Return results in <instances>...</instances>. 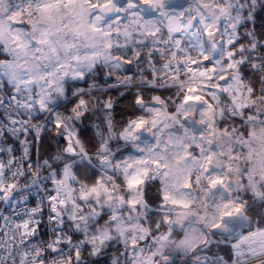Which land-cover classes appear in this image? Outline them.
I'll return each mask as SVG.
<instances>
[{
  "label": "snow or ice",
  "instance_id": "snow-or-ice-1",
  "mask_svg": "<svg viewBox=\"0 0 264 264\" xmlns=\"http://www.w3.org/2000/svg\"><path fill=\"white\" fill-rule=\"evenodd\" d=\"M261 12L0 0V264H264Z\"/></svg>",
  "mask_w": 264,
  "mask_h": 264
},
{
  "label": "trees",
  "instance_id": "trees-1",
  "mask_svg": "<svg viewBox=\"0 0 264 264\" xmlns=\"http://www.w3.org/2000/svg\"><path fill=\"white\" fill-rule=\"evenodd\" d=\"M255 27L257 29H261L264 28V12H261L260 15L258 16L256 22H255ZM115 93H113V96L115 98ZM130 99L127 98H121L120 103L116 106V119L119 120L120 119V110L127 107V105L130 103ZM98 121H96L95 119L92 120H87L85 121V124L88 125V127H84L82 125V127L84 128V132L85 135L87 136H91L93 135L94 130L91 128V124L96 123ZM52 133H45L42 136V143H43V149H47L50 152H54L55 151V145L57 143V141H59V137H56V139H52ZM60 142V141H59ZM104 264H108V260L104 259Z\"/></svg>",
  "mask_w": 264,
  "mask_h": 264
},
{
  "label": "built area",
  "instance_id": "built-area-1",
  "mask_svg": "<svg viewBox=\"0 0 264 264\" xmlns=\"http://www.w3.org/2000/svg\"><path fill=\"white\" fill-rule=\"evenodd\" d=\"M59 141H60L61 144L63 143V140L61 138H59Z\"/></svg>",
  "mask_w": 264,
  "mask_h": 264
},
{
  "label": "rangeland",
  "instance_id": "rangeland-1",
  "mask_svg": "<svg viewBox=\"0 0 264 264\" xmlns=\"http://www.w3.org/2000/svg\"><path fill=\"white\" fill-rule=\"evenodd\" d=\"M60 138V137H59Z\"/></svg>",
  "mask_w": 264,
  "mask_h": 264
}]
</instances>
